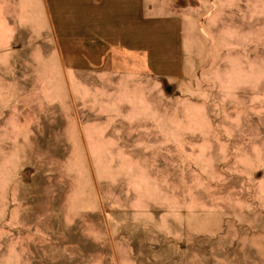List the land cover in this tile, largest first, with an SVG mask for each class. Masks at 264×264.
Wrapping results in <instances>:
<instances>
[{"label":"rangeland","instance_id":"1","mask_svg":"<svg viewBox=\"0 0 264 264\" xmlns=\"http://www.w3.org/2000/svg\"><path fill=\"white\" fill-rule=\"evenodd\" d=\"M180 7L169 77L0 0V264H264V0Z\"/></svg>","mask_w":264,"mask_h":264},{"label":"crops","instance_id":"2","mask_svg":"<svg viewBox=\"0 0 264 264\" xmlns=\"http://www.w3.org/2000/svg\"><path fill=\"white\" fill-rule=\"evenodd\" d=\"M183 0H46L52 23L85 52L130 50L146 56L159 76H177L183 68L186 17ZM85 45V46H83ZM82 58H85L82 55Z\"/></svg>","mask_w":264,"mask_h":264}]
</instances>
